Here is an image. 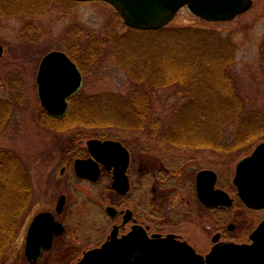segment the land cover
I'll return each mask as SVG.
<instances>
[{
  "label": "rangeland",
  "instance_id": "rangeland-1",
  "mask_svg": "<svg viewBox=\"0 0 264 264\" xmlns=\"http://www.w3.org/2000/svg\"><path fill=\"white\" fill-rule=\"evenodd\" d=\"M253 1L249 11L229 22H209L184 8L168 26L210 29L222 36H233L237 50L232 73L237 81V90L245 99L243 115L252 110L264 111V74L259 65V49L264 36V0ZM48 3L47 11L33 17L0 18V44L4 47V55L0 58L1 70L19 74L25 84L22 103L11 101L12 117L0 134V150H10L23 160L34 186L29 215L5 264H30L24 253L25 239L30 222L41 212L53 213L57 220L64 222L67 232L57 239L51 251L39 258L37 264H76L83 252L95 244L97 237L108 234V203L106 195L102 194L105 185L82 183L74 172V161L83 150L82 141L111 136H121L130 144L142 140L146 151L150 152L147 157L155 158L157 163H160L158 158L161 157L193 159L191 171L194 173L201 168H212L230 183L240 159L250 155L258 144L264 142L236 156L219 155L209 150L182 149L153 139L148 133L164 137L170 134L166 131H172L173 111L179 110L184 101L181 92L167 88L151 95L149 116L146 118L149 124L139 131L144 135L137 131L108 128L98 122L91 127L72 125L57 131L49 128V115L41 105L37 86V75L44 56L52 51L70 55L69 47L75 46L81 51L92 36L103 37L107 31L114 29L123 35L126 28L116 18V10L105 2L49 0ZM96 63L84 66L83 85L79 93L85 96L104 93L128 96L133 91V85L114 56L108 53ZM0 95L11 99L4 90L0 91ZM70 118L77 117L72 115ZM237 124L238 121L223 134L229 143L235 136ZM150 127L157 131H152ZM227 186L234 196L233 185ZM62 196L67 197V205L64 213L59 215L56 210ZM262 219L264 210L242 208L240 226L234 236L248 241Z\"/></svg>",
  "mask_w": 264,
  "mask_h": 264
},
{
  "label": "trees",
  "instance_id": "trees-1",
  "mask_svg": "<svg viewBox=\"0 0 264 264\" xmlns=\"http://www.w3.org/2000/svg\"><path fill=\"white\" fill-rule=\"evenodd\" d=\"M48 1L0 0V18L33 17L47 11ZM116 18L123 25L119 14ZM125 28L123 35L106 29L105 36H92L81 51L75 46L67 50L82 71L86 64L98 63L111 54L125 71L133 91L128 96H85L78 92L70 99L63 119L47 116L49 128L91 127L98 122L108 128L143 131V126L149 124L146 118L151 95L167 88L181 92L184 100L180 109L173 111L172 131L168 129L166 133L170 134L162 136L169 145L240 156L264 141V111L252 110L243 115L245 99L232 73L237 50L233 36L192 27L155 31ZM259 65L264 74V36ZM24 85L19 74L4 72L0 67V91L11 97L0 95V134L11 120V101L22 103ZM72 115L77 118L68 119ZM236 121L235 136L229 143L223 134ZM33 191V180L23 160L10 150H0V264L8 260L29 215Z\"/></svg>",
  "mask_w": 264,
  "mask_h": 264
},
{
  "label": "flooded vegetation",
  "instance_id": "flooded-vegetation-1",
  "mask_svg": "<svg viewBox=\"0 0 264 264\" xmlns=\"http://www.w3.org/2000/svg\"><path fill=\"white\" fill-rule=\"evenodd\" d=\"M148 134L168 144L162 140L164 135ZM90 140L111 143L105 152L96 150L98 158L88 147ZM81 146L83 150L76 160H90L100 174L96 181L78 179L90 185H105L102 194L106 195V216L110 222L108 234L97 237L95 244L85 250L83 256L115 238L126 243V259L120 264H145L147 246H158L151 242L171 241L173 244L169 248H173L177 256L174 264H209V256L214 250L226 244L251 243V234L257 227L248 241H241L234 233L240 226L242 208L259 210L243 203L237 194L234 177L230 183L212 168H201L194 173L191 171L193 159L161 157L157 163L155 158L147 157L150 152L146 151L142 140L130 144L121 136L95 137L82 141ZM117 172L124 173L121 190L114 186ZM202 172L207 173L199 180ZM199 184L208 194L199 195ZM226 184L233 185L234 196ZM60 201V212L56 210L59 215L66 210L67 197L62 196ZM54 218L63 226L62 233L55 234L51 247L42 248L37 260L30 264H37L39 258L51 251L57 239L67 232L64 222L57 220L55 215ZM111 257L112 263L117 264L115 257Z\"/></svg>",
  "mask_w": 264,
  "mask_h": 264
},
{
  "label": "water",
  "instance_id": "water-1",
  "mask_svg": "<svg viewBox=\"0 0 264 264\" xmlns=\"http://www.w3.org/2000/svg\"><path fill=\"white\" fill-rule=\"evenodd\" d=\"M97 1V0H77ZM99 1V0H98ZM111 4L122 16L128 27L140 30H158L164 28L177 14L187 6L196 16L208 21H230L238 15L251 9L253 0H100ZM4 55V47L0 44V58ZM83 76L77 65L62 51H52L41 61L38 75V95L41 105L47 113L54 117H63L68 109V99L82 86ZM110 141L88 142L90 151L100 158L96 150H107ZM75 171L78 177L96 181L99 170L93 168L90 160H77ZM207 172L199 175V180ZM124 173H116L115 188L121 190ZM234 184L238 195L250 208L264 209V142L258 144L249 156L241 159L236 166ZM208 194L199 184V195ZM226 196H228L226 194ZM62 201L57 206L60 212ZM63 226L55 222L50 212L36 215L26 237L25 256L29 261L36 260L41 247L50 248L54 234H60ZM252 244H226L219 250H214L209 264H264V220L252 233ZM125 241L113 238L101 248L87 252L77 264H113L112 257L117 264L123 263L125 257ZM147 246L145 264H174L177 256L173 248H169L171 241H157ZM176 250V249H175ZM154 252L156 254H154Z\"/></svg>",
  "mask_w": 264,
  "mask_h": 264
},
{
  "label": "bare ground",
  "instance_id": "bare-ground-1",
  "mask_svg": "<svg viewBox=\"0 0 264 264\" xmlns=\"http://www.w3.org/2000/svg\"><path fill=\"white\" fill-rule=\"evenodd\" d=\"M33 220H34V218H33L32 221L30 222V225L32 224Z\"/></svg>",
  "mask_w": 264,
  "mask_h": 264
}]
</instances>
